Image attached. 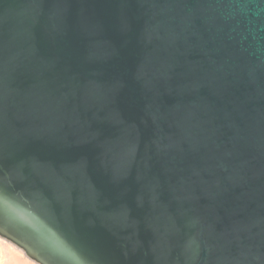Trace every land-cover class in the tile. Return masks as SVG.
<instances>
[{
	"label": "water",
	"instance_id": "water-1",
	"mask_svg": "<svg viewBox=\"0 0 264 264\" xmlns=\"http://www.w3.org/2000/svg\"><path fill=\"white\" fill-rule=\"evenodd\" d=\"M0 237L264 264V0H0Z\"/></svg>",
	"mask_w": 264,
	"mask_h": 264
},
{
	"label": "bare ground",
	"instance_id": "bare-ground-1",
	"mask_svg": "<svg viewBox=\"0 0 264 264\" xmlns=\"http://www.w3.org/2000/svg\"><path fill=\"white\" fill-rule=\"evenodd\" d=\"M3 240L0 239V261L3 262V264H29V261L23 257L22 252L16 251L15 249H13V251H16L17 253H14L13 251H11L12 249H9L12 245H9V248L4 247V245H2ZM6 244V243H5ZM5 250L8 251L7 252V256L5 255Z\"/></svg>",
	"mask_w": 264,
	"mask_h": 264
},
{
	"label": "rangeland",
	"instance_id": "rangeland-1",
	"mask_svg": "<svg viewBox=\"0 0 264 264\" xmlns=\"http://www.w3.org/2000/svg\"><path fill=\"white\" fill-rule=\"evenodd\" d=\"M0 239L1 240H3V244L2 245H4V247L6 248V245H7V248H9V245H12L9 249H15L16 251H19L18 250V248L17 247H15L13 244H11L10 242H8V241H6L5 239H2L1 237H0ZM6 243V244H5ZM8 243H9V245H8ZM13 249L11 250V251H13ZM16 251H13L14 253H17ZM7 252L8 251H6L5 250V255L7 256L8 254H7ZM20 252H22L21 250H20ZM22 255H23V257H25L28 261H31L29 258H27L26 256H25V254L22 252Z\"/></svg>",
	"mask_w": 264,
	"mask_h": 264
},
{
	"label": "clouds",
	"instance_id": "clouds-1",
	"mask_svg": "<svg viewBox=\"0 0 264 264\" xmlns=\"http://www.w3.org/2000/svg\"><path fill=\"white\" fill-rule=\"evenodd\" d=\"M0 264H3L2 261H0ZM29 264H36V261H29ZM61 264H67V262H61ZM77 264H83V261H78Z\"/></svg>",
	"mask_w": 264,
	"mask_h": 264
}]
</instances>
